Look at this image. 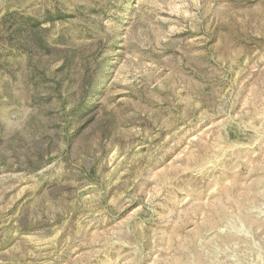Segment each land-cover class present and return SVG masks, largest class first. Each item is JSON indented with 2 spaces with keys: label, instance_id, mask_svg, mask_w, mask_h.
<instances>
[{
  "label": "rangeland",
  "instance_id": "374dc122",
  "mask_svg": "<svg viewBox=\"0 0 264 264\" xmlns=\"http://www.w3.org/2000/svg\"><path fill=\"white\" fill-rule=\"evenodd\" d=\"M0 264H264V0H0Z\"/></svg>",
  "mask_w": 264,
  "mask_h": 264
}]
</instances>
